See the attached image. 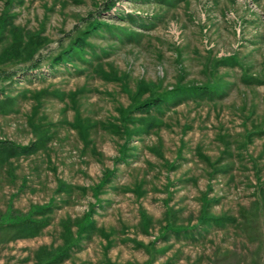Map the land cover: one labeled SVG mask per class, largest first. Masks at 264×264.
Masks as SVG:
<instances>
[{"label":"rangeland","instance_id":"374dc122","mask_svg":"<svg viewBox=\"0 0 264 264\" xmlns=\"http://www.w3.org/2000/svg\"><path fill=\"white\" fill-rule=\"evenodd\" d=\"M5 1L0 0V12ZM11 12L26 38L38 35L45 44L37 70L16 63L0 67L9 73H0V140L34 142L35 123L46 128L48 141L0 170V213L9 203L23 214L52 198L56 206L39 235L0 239V264H35L41 248L57 247L63 224L85 213L94 202L90 188L113 168L93 216L111 234V247L96 234L62 264H213L226 254L232 257L223 264H264V218L256 231L227 226L193 237L164 235L169 223L194 224L203 197L214 215L255 214L256 178L264 181V135L245 144V133L264 127V83L249 86L242 78L264 79V0H12ZM95 17L123 31L103 28L89 37L91 48L83 56L52 66ZM8 43L9 38L0 53ZM227 57L238 62L215 64ZM141 81L158 84L162 92L178 82L220 81L222 89L211 99L151 110L160 123L146 132L144 122L125 119ZM76 118L90 124L87 146L74 127ZM114 125L138 131L127 138L125 162H116L125 137ZM58 182L74 188L70 196L55 194ZM138 184L142 195L133 191ZM139 210L150 220L146 229Z\"/></svg>","mask_w":264,"mask_h":264},{"label":"trees","instance_id":"16d2710c","mask_svg":"<svg viewBox=\"0 0 264 264\" xmlns=\"http://www.w3.org/2000/svg\"><path fill=\"white\" fill-rule=\"evenodd\" d=\"M12 0H6L2 11L0 12V45L8 40L9 43L7 47L3 48L0 53V67H4L9 63L23 64L26 66V70L33 71L37 70L41 66L43 59L40 57L39 51L45 44V40H39L38 35H26L14 24L15 15L11 12ZM109 10V7L107 8ZM93 19V22L89 23L81 32L69 43V45L62 49L59 54L51 60V65L56 66L66 62H73V59L79 58L85 54L89 46L88 39L92 35L98 34L103 28L112 31L113 29H118L120 32L123 31L120 28H113L102 20ZM216 65L219 66H231L235 65L238 60L236 58H218L215 61ZM24 69V68H23ZM3 76H7L9 73L0 72ZM13 74L9 75V78ZM107 78V77H106ZM107 79H110L108 77ZM111 79L121 80V77L111 75ZM243 81L249 85H262L264 79L259 77L244 75ZM158 85V84H157ZM144 83L141 81L137 89V94L131 101L130 108L126 111L125 119L127 122L134 123L135 121L144 122V129L146 132L150 131L159 126L156 123L151 114V110L160 112L165 105H179L182 101L189 98H209L213 94L220 95L221 84L220 81L208 82L204 85H184L178 82L172 89L162 91H157L158 86ZM148 93V97L139 100L140 95ZM38 98L40 95L37 96ZM61 99L63 97H60ZM7 102V100H5ZM38 107L35 106L32 111V118L37 117ZM133 113H138L142 115L139 119L133 117ZM33 132L38 135V139L27 145H18L7 140H0V170L5 165H10L9 161L14 158L28 157L36 154L39 150L44 148L48 141V132L45 131L46 128L40 124L31 123ZM74 127L78 129L80 133L84 146L89 143V130L90 124L84 123L80 118H76L74 122ZM116 133L122 134L125 139L124 142L119 147V156L116 158V162H125L128 158V140L133 133L138 132L137 129L130 128L127 126H113ZM264 135L263 128H253L252 130H247L245 133V144L250 142L254 137H261ZM42 147V148H41ZM168 166H172L169 164ZM216 169H213L211 173H214ZM115 168L106 169L102 175L99 182L90 188L92 195L94 197V202L91 203L85 213L71 224L68 222L63 224V238L61 243L50 249L41 248L38 254L35 256V264H62L64 261L68 260L71 254L75 250H80L83 242L89 241L93 236L101 235L107 240V247H111V234L98 228L93 216L96 214L97 208L101 207V201L99 195L102 194L104 188L110 184L111 180L115 175ZM257 185V200L254 202L255 214L241 213L240 218L231 217L228 215H214L210 212L211 201L202 198L201 208L199 216L194 224L179 225L176 226L173 223H169L166 226V231L164 235L168 232H172L175 235H190L193 237V233L199 234L204 229H209L211 227L225 228L227 226L236 227L243 231H251L257 229V224L261 219L264 218V181H261L259 177L256 178ZM171 184L167 183V189ZM74 188L69 185L58 182L56 187V195L70 196ZM80 191L85 192L86 188H79ZM134 193L137 195H142L144 192L141 185H136L133 189ZM169 195V193H168ZM55 198L50 199L47 204L44 205H33L29 208L28 212L20 213L13 209V206L9 203L6 210L0 213V239L3 236H9L12 239H24L33 238L39 235L45 228L50 225V215L52 214L55 205ZM141 217V222L143 228L146 229L150 224L149 218L145 215L143 210H139ZM74 225L76 230L71 231L70 227ZM2 243V240H0ZM40 254V255H39ZM232 257L231 254L224 255L222 257H216L213 264H220L226 262ZM164 264H172L170 260Z\"/></svg>","mask_w":264,"mask_h":264}]
</instances>
